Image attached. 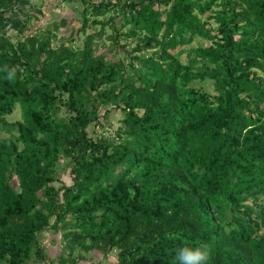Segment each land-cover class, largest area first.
Returning a JSON list of instances; mask_svg holds the SVG:
<instances>
[{"label":"trees","instance_id":"trees-1","mask_svg":"<svg viewBox=\"0 0 264 264\" xmlns=\"http://www.w3.org/2000/svg\"><path fill=\"white\" fill-rule=\"evenodd\" d=\"M69 2L0 0V264H264V0Z\"/></svg>","mask_w":264,"mask_h":264},{"label":"rangeland","instance_id":"rangeland-1","mask_svg":"<svg viewBox=\"0 0 264 264\" xmlns=\"http://www.w3.org/2000/svg\"><path fill=\"white\" fill-rule=\"evenodd\" d=\"M32 6L29 4L24 5V10L29 14H36L38 13V19L36 18H30L29 25L32 27L34 30H46L48 28L53 29L52 21L56 20L59 21L61 18H64L66 20V24L62 26V28L59 31V37H65L69 35V33L72 30H75L78 28L80 25L75 19V16H77V13L74 12L73 6L69 2V0H30ZM79 7V6H78ZM40 10V12H39ZM24 15V14H23ZM21 15V17L24 19L27 18L26 15ZM107 33L110 32V29H106ZM14 34V33H13ZM82 37V34L80 35ZM131 41V46L133 45V42H135V38L132 37L130 38ZM209 41L202 39V38H196L192 43L191 46H196L198 44H208ZM107 44L108 42L105 43V46H100L101 49L105 52L107 49ZM73 46H82V40L79 39L78 41H75L72 43ZM129 46V47H131ZM101 52V51H100ZM185 57V54L182 55V58ZM205 89L213 92V86L211 84H205L204 85ZM118 115H116V118ZM8 121L14 122L17 120L22 119V112L21 108L19 105H16L13 112L8 114L6 116ZM115 125L118 124L117 121H114ZM90 131V127H89ZM11 134L5 130H0V139L2 138H8L10 137ZM62 178L68 179L67 173L62 172ZM52 238H59V234L53 233L46 231L43 236L42 240H46L47 246L49 248V252L52 254V256H56L57 253L60 250V246L58 243H53L51 241ZM115 259V253L111 252L108 257H104L103 254L99 251H92L89 254L88 260L84 262V264H89L91 262H98L99 260H104L105 262H109L111 260Z\"/></svg>","mask_w":264,"mask_h":264},{"label":"clouds","instance_id":"clouds-1","mask_svg":"<svg viewBox=\"0 0 264 264\" xmlns=\"http://www.w3.org/2000/svg\"><path fill=\"white\" fill-rule=\"evenodd\" d=\"M15 68L8 69L4 76L11 81L15 78ZM209 257V246L206 242L198 245L185 244L176 249L174 264H206Z\"/></svg>","mask_w":264,"mask_h":264}]
</instances>
